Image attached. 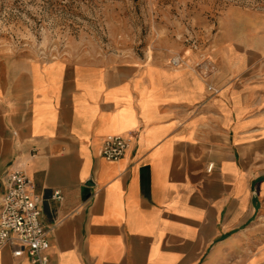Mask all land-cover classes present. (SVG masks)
Listing matches in <instances>:
<instances>
[{"label":"crops","instance_id":"1","mask_svg":"<svg viewBox=\"0 0 264 264\" xmlns=\"http://www.w3.org/2000/svg\"><path fill=\"white\" fill-rule=\"evenodd\" d=\"M132 132L122 159L101 157ZM14 170L42 199L52 264H264V20L208 77L158 59L1 61L0 199ZM0 264L30 263L1 248Z\"/></svg>","mask_w":264,"mask_h":264},{"label":"rangeland","instance_id":"2","mask_svg":"<svg viewBox=\"0 0 264 264\" xmlns=\"http://www.w3.org/2000/svg\"><path fill=\"white\" fill-rule=\"evenodd\" d=\"M263 20L264 0H0V62L178 59L196 66L216 62L233 34Z\"/></svg>","mask_w":264,"mask_h":264},{"label":"built area","instance_id":"3","mask_svg":"<svg viewBox=\"0 0 264 264\" xmlns=\"http://www.w3.org/2000/svg\"><path fill=\"white\" fill-rule=\"evenodd\" d=\"M170 65L182 64L176 59ZM213 67L212 61L196 65L204 77L211 74ZM209 89L217 92L212 86ZM136 139L135 132L105 138L101 157L110 162L122 159ZM212 169L210 165L209 171ZM54 197L63 199L60 192H55ZM41 201L33 182L23 172L14 170L6 174V190L0 199V249L9 248L15 258L26 257L30 264H52L49 231L41 222Z\"/></svg>","mask_w":264,"mask_h":264}]
</instances>
